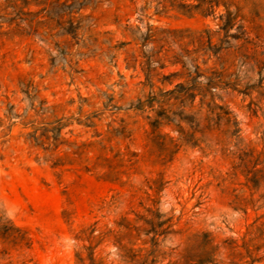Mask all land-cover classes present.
Returning <instances> with one entry per match:
<instances>
[{"label": "rangeland", "instance_id": "obj_1", "mask_svg": "<svg viewBox=\"0 0 264 264\" xmlns=\"http://www.w3.org/2000/svg\"><path fill=\"white\" fill-rule=\"evenodd\" d=\"M23 1L0 0V264H264V0L190 16L171 0ZM148 28L156 71L176 74L151 87L134 36ZM184 51L221 74L212 93L231 117L206 128L204 106L194 145L131 108L185 82L170 62Z\"/></svg>", "mask_w": 264, "mask_h": 264}, {"label": "trees", "instance_id": "obj_2", "mask_svg": "<svg viewBox=\"0 0 264 264\" xmlns=\"http://www.w3.org/2000/svg\"><path fill=\"white\" fill-rule=\"evenodd\" d=\"M149 0H145V3H148ZM171 7L176 9L178 12L186 15H193L194 13H199L201 15H208L212 12H214L215 7L218 6L217 0H197V3H184L179 1L178 3H174L176 0H171ZM23 4L25 6L29 5V2L27 0L23 1ZM11 7H15V4L12 3ZM157 8L164 7L161 1L157 2ZM156 8V9H157ZM226 8V21L224 22L222 28L226 31L229 29V27L233 24L235 20V16L232 15V13L228 10L227 6ZM158 10V9H157ZM156 10V12H158ZM0 28H1V17H0ZM139 33V28L137 27L136 30H134L135 33ZM183 31H174L170 32L168 31L166 38L164 40L171 38L172 42H177L176 40L180 41L185 37ZM207 33V32H206ZM192 35V38L189 41V44L194 42V39L198 41V43L201 42L202 36L200 34H190ZM135 39L139 41L141 46L140 51V65L141 69L143 70L145 74V80L146 83L151 87L152 83L151 78L153 76H161L162 81L167 80L170 76L176 75L175 73H172L170 75H164L159 72H157V66L159 68H163L164 65L160 63V60L162 58L154 59V53L152 49L144 50L147 45L153 41V34L150 33V28H148L147 32L140 33L139 35H134ZM233 38H237L236 35H232ZM208 47H211V36L208 34L206 36ZM223 41V40H221ZM125 45V44H123ZM183 53H175L171 57V64H181L182 69L184 70V76L186 78L185 82H179L175 84V86L172 89H160L157 93H153L150 91L148 95L145 97L144 100L138 99L135 103L131 104V108L137 111H144L145 108H149L150 110H154V116L151 119L150 116H147L148 124L151 128V132L154 133L160 129V127L168 126L170 124H173L175 129L180 133L181 139L185 143H191L196 144L198 141L197 139H194V133L196 132V128L199 126V121H196L195 115L205 106L206 108V116L205 121L207 122L206 128H211L213 124L219 125L222 120L226 122V124L231 122V117L229 111L224 107L223 105H220L215 102L214 96L212 91L216 88V86L221 83L220 77L221 74H218L215 71H211L209 75H205L203 71L200 70L198 64L192 63V60L188 59V52L184 51ZM137 59L134 58L132 62H136ZM131 62V61H129ZM129 64V63H128ZM218 78V79H217ZM170 82V81H169ZM196 95H200L199 100V106L198 111L191 114V115H183L184 114V108L193 107V101L196 97ZM155 106L157 109H155ZM166 106V107H165ZM172 107H176V110H172ZM185 121L189 123V126L191 128V131H184L183 127L181 126V122ZM234 123V122H233ZM236 125V124H234ZM178 146V145H177ZM175 151H171V153H174ZM149 226H151V229H141L138 226L132 225L129 221L126 219H123L121 223H119L120 226H123L127 233L131 234L132 231H136L137 234L141 231H144L145 234L149 233L150 230H152L154 235H160L164 233V231H159L158 228L162 223H153V221H145ZM153 242L156 241V237L151 238ZM146 241H144L145 243ZM135 258V257H134ZM80 259V258H79ZM133 259V258H132ZM138 264H154L155 261H147V257L136 260Z\"/></svg>", "mask_w": 264, "mask_h": 264}]
</instances>
